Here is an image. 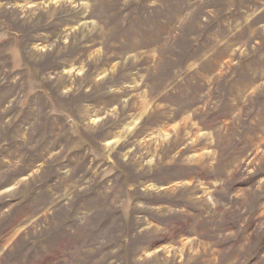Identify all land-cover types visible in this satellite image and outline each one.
Returning a JSON list of instances; mask_svg holds the SVG:
<instances>
[{"label":"rangeland","instance_id":"rangeland-1","mask_svg":"<svg viewBox=\"0 0 264 264\" xmlns=\"http://www.w3.org/2000/svg\"><path fill=\"white\" fill-rule=\"evenodd\" d=\"M0 264H264V0H0Z\"/></svg>","mask_w":264,"mask_h":264}]
</instances>
